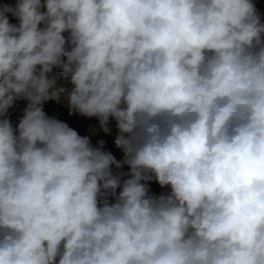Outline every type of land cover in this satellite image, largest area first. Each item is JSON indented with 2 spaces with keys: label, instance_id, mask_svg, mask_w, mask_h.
Returning <instances> with one entry per match:
<instances>
[{
  "label": "clouds",
  "instance_id": "clouds-1",
  "mask_svg": "<svg viewBox=\"0 0 264 264\" xmlns=\"http://www.w3.org/2000/svg\"><path fill=\"white\" fill-rule=\"evenodd\" d=\"M20 98L18 127L0 119V264H264L253 0L0 3V117ZM61 98L104 132L115 119L129 179L45 113Z\"/></svg>",
  "mask_w": 264,
  "mask_h": 264
},
{
  "label": "rangeland",
  "instance_id": "rangeland-1",
  "mask_svg": "<svg viewBox=\"0 0 264 264\" xmlns=\"http://www.w3.org/2000/svg\"><path fill=\"white\" fill-rule=\"evenodd\" d=\"M43 2V0H42ZM0 3H7L9 5L14 6L16 4V0H0ZM253 3L256 6V9L261 17V21L264 22V0H253ZM44 9H42L43 11ZM10 23L18 24L19 21L15 17L10 18ZM44 25L41 24L40 27ZM67 37L68 33H64ZM61 71L59 68L53 69V74H57ZM62 85H67V81L63 80V78L59 81ZM28 101L20 98L14 101L13 106L9 108L6 117L10 120L14 129L18 127L20 120L24 115L25 108L27 107ZM44 111L49 117L56 118L61 120L69 125V127L76 130L81 136H87L90 139L91 145L96 147H101V149L105 152H110L116 161L121 162V166L117 167L115 164L111 165V171L113 175L119 176L121 179V183L124 180L130 178V168L127 164H123L122 161L124 160V153L122 149L118 148L115 144V139L119 134V131L116 126V121L113 118L109 119L108 122V132H104L99 124V121L95 117H85L81 116L78 113H70V110L67 106L66 101L61 98L60 101L56 100H49L44 102ZM100 141H103V145H100ZM142 183H146L149 189V195L159 196L161 194L167 195L170 193L171 189L168 186L161 187L155 179L151 181H142ZM121 188H117L116 192L117 195ZM110 203H114L115 199L111 196L108 197Z\"/></svg>",
  "mask_w": 264,
  "mask_h": 264
}]
</instances>
